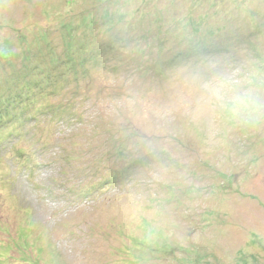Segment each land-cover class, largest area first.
<instances>
[{
	"label": "rangeland",
	"instance_id": "rangeland-1",
	"mask_svg": "<svg viewBox=\"0 0 264 264\" xmlns=\"http://www.w3.org/2000/svg\"><path fill=\"white\" fill-rule=\"evenodd\" d=\"M169 1L0 0V264H264V0Z\"/></svg>",
	"mask_w": 264,
	"mask_h": 264
},
{
	"label": "trees",
	"instance_id": "trees-1",
	"mask_svg": "<svg viewBox=\"0 0 264 264\" xmlns=\"http://www.w3.org/2000/svg\"><path fill=\"white\" fill-rule=\"evenodd\" d=\"M169 3H173V1L170 0ZM170 7L176 8V6H174V5H171ZM179 7L180 6H178V8H176L178 10H181L180 16L178 17L180 19H177V21H178L177 24H179V27L177 25L178 28H175L174 26H172V28L169 29L168 25L171 23L168 21V24H167V29L169 31L173 32V33H171L173 35H175V34L178 35L177 31H179V28L182 25L185 27H188V29L191 31V29L193 30L194 28H196V25H199V24L205 23V22H209V20H211V19L213 20V18H215V20H217V18H219V16H220L218 13L212 12L211 11L212 9L208 10L209 12H206V11L197 12V10L194 11V9L191 7L186 6L182 9H179ZM155 16H157L156 12H155ZM159 17L162 18V16H159ZM220 18L222 20H224L223 17H220ZM165 27H166V25H165ZM207 27H208V29H210V27H212V26L209 24V25H207ZM181 33H184V32L182 31ZM212 34H214V31L211 29V31L209 33L205 32V34L199 35L200 37H195L196 41H198L197 49L202 50V52L200 50H197V49H196V52L192 51V52H190L191 54H188V55H185L184 52H182L181 55L183 57V60L185 59L186 61H189V59H191L192 57H196L202 53H205L206 50L212 51V49L214 50L215 46L218 47L219 43H216V40H214L212 38L213 37V36H211ZM167 40L168 39H164V41H162V43H167L168 42ZM207 43H209V44L207 45ZM222 45H223V43H222ZM219 49H220V47H219ZM181 55L179 53H175V55L171 56L172 58L167 60V62H169L170 60H172L171 62H176L177 60L182 61ZM158 61H160V60H158ZM2 122H4V119L2 116H0V123H2Z\"/></svg>",
	"mask_w": 264,
	"mask_h": 264
}]
</instances>
